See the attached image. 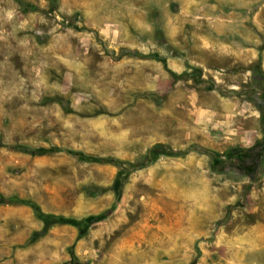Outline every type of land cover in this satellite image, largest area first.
I'll list each match as a JSON object with an SVG mask.
<instances>
[{"label":"rangeland","instance_id":"1","mask_svg":"<svg viewBox=\"0 0 264 264\" xmlns=\"http://www.w3.org/2000/svg\"><path fill=\"white\" fill-rule=\"evenodd\" d=\"M0 264H264V0H0Z\"/></svg>","mask_w":264,"mask_h":264},{"label":"crops","instance_id":"2","mask_svg":"<svg viewBox=\"0 0 264 264\" xmlns=\"http://www.w3.org/2000/svg\"><path fill=\"white\" fill-rule=\"evenodd\" d=\"M231 88H233L232 90H234L235 88H237V86L235 84H232ZM236 94L237 93H234L233 95H229V94H220L219 92H216L214 99H221L223 103L222 108L218 109L217 107H213L212 105H209L206 102H200L198 99H202V98L199 96L198 92L192 93L191 114L193 116V121L196 122L198 126L202 128L212 120L217 121L218 123L220 121L221 123L225 122L226 124V122H231V119H233V116H235L236 114L244 113L247 116L246 111H250L253 108L251 109V107L249 106L246 107V105L239 104V102L236 99H243V98L236 96ZM259 94L260 92L256 91L248 99H258V96H260ZM231 99L234 100L232 101ZM218 115L221 118H219Z\"/></svg>","mask_w":264,"mask_h":264}]
</instances>
